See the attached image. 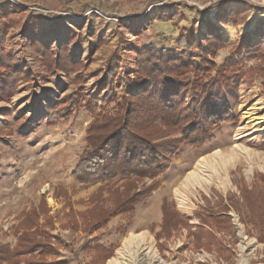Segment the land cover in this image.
<instances>
[{
	"label": "rangeland",
	"instance_id": "1",
	"mask_svg": "<svg viewBox=\"0 0 264 264\" xmlns=\"http://www.w3.org/2000/svg\"><path fill=\"white\" fill-rule=\"evenodd\" d=\"M80 2L73 5L70 0H53L54 8L46 9L45 0H0V6L23 12V21L38 16L43 20L41 25L58 17L57 25H46L57 32L53 42L38 35L34 37L55 52L68 45L71 60L80 63L81 71H58L45 77L43 54L35 51L34 37L30 34L39 25L29 31L12 29L11 35L0 41V47H6L18 57L21 69L33 75L30 80L19 81L11 96L0 100V245L14 247L23 213L42 204L46 211L40 216L41 222L46 215L53 217V227H47L53 228L52 241L58 249L54 258L65 264H108L131 234L146 237L148 250L155 257L154 264H264V240L260 236L263 229L261 226L260 230L256 229L247 218L249 209L243 205L242 196L245 187H252L257 175H264V0H247V3L243 0H121L112 2L118 11L110 12L102 10L93 0ZM171 3L181 4L185 9L182 14L179 7L173 9L179 12L177 20L185 18V24H189L192 17L197 18V23L183 28L197 27L198 40L207 33L198 12H208L216 22L214 10L221 5L227 11H242L238 17L240 24H218L225 43L215 58L218 66L225 62L244 34L249 37L242 53L235 56L239 62L234 70L240 78L235 87L237 97L223 108V111L230 108L229 116L213 130L211 139L201 145L189 142L183 145L165 172L155 178L134 176L108 182L101 179L80 182L73 172L89 149L90 125L104 109L118 110L115 105L105 107L100 100L102 64L114 53L119 65L114 82L118 101L126 93H132L133 87L123 83L122 69L127 59L138 53L133 40L141 34L140 27L145 29L146 23ZM97 18L100 26L106 23L103 33H113L109 35L111 40L96 39ZM71 29L77 32L74 42H70ZM121 31L127 34H121L117 46L109 48L108 42ZM160 36L152 42L155 47H149L174 48L177 38L166 33ZM131 68L126 75L134 77L137 63H132ZM78 89L92 100L82 103L71 127L59 130L56 121L72 111L64 98ZM192 173L200 175L199 182L189 181ZM137 193L141 199L132 213L116 212L100 230L81 231L84 220H88L81 214L99 207L113 209L127 196ZM164 201L189 220L187 226L180 225L170 237L164 235L158 240ZM217 212H227L233 228L219 232L204 225V230L213 237L197 242L194 232L200 226V216ZM198 243L212 249L199 248ZM96 244L116 249L111 258L102 260L96 253Z\"/></svg>",
	"mask_w": 264,
	"mask_h": 264
},
{
	"label": "trees",
	"instance_id": "2",
	"mask_svg": "<svg viewBox=\"0 0 264 264\" xmlns=\"http://www.w3.org/2000/svg\"><path fill=\"white\" fill-rule=\"evenodd\" d=\"M178 13L177 10H160L152 21H174ZM207 13L198 12L207 28L201 40L196 39L197 27L181 28L174 48L143 47L138 51L134 77L126 74L123 77V83L132 86L134 91L126 93L120 101L114 87L119 75L117 58L113 53L104 61L101 69L104 72L101 81L103 92L99 97L105 107L115 105L118 110L112 112L104 109L103 114L100 117L97 115V120L90 125L89 149L73 172L75 179L85 183L98 179L108 182L117 177L122 180L134 176L138 179L155 178L165 172L183 145L188 142L201 145L212 138L213 130L231 112L230 108L228 111H223V108L230 99L237 97L235 87L240 77L234 70V65L239 62L235 56L242 53L249 37L244 34L239 44L230 50L225 62L218 66L216 55L225 48L219 25L240 24L238 17L242 11H227L221 5L214 10L216 22ZM24 16L23 12L16 13L6 5L0 6V41L8 38L12 29L29 31L43 21L38 16L27 17L23 21ZM69 35L70 42H74L77 32L71 29ZM33 46L37 53L43 54L45 77L58 71L81 72L78 67L80 63L71 60L68 45H62L55 52L48 44L34 37ZM32 76L31 72L25 73L21 69L13 51L0 47V100L11 96L12 89L19 81L30 80ZM80 91L78 89L64 98L72 111L56 121L57 129L71 127L75 112L84 101L92 100ZM138 196L139 193L127 196L113 209L99 207L81 214L88 219L84 220L81 231L100 230L116 212L132 213L141 199ZM242 196L243 205L249 209L247 218L255 224L256 229L260 230L261 226L263 231L260 230V236L263 235L261 240H264V175H257L252 187H245ZM42 206L23 213L18 226L17 244L14 247L0 245V264H65L59 258H54L58 249L52 241L53 228L47 227H53V217L46 215L42 223L40 216L46 211ZM188 220L168 201H164L158 240L164 235L170 237L180 225L187 226ZM204 225L219 232L233 228L227 212L201 215L200 226L194 232L197 242H202L208 236L213 237L204 230ZM198 244L199 248H208ZM95 249L102 260H108L116 248L96 244Z\"/></svg>",
	"mask_w": 264,
	"mask_h": 264
},
{
	"label": "crops",
	"instance_id": "3",
	"mask_svg": "<svg viewBox=\"0 0 264 264\" xmlns=\"http://www.w3.org/2000/svg\"><path fill=\"white\" fill-rule=\"evenodd\" d=\"M31 1H33V0H31ZM93 1L97 2L98 6H100L102 10L110 12L112 10L118 11L115 3H112V2H116V1L120 2L121 0H93ZM52 2H53V0H45V3L43 6L46 7V9L47 8H49V9L54 8ZM70 2H73V3H71L73 5L79 4L78 0H74V1L70 0ZM81 2H83V3H81ZM81 2H80L81 4L86 3V2H84V0H81ZM243 2L247 3V0H243ZM181 6H182L181 4L171 3V4H166L163 9L165 11L171 12L173 9H178V7H179L180 14H182V12H184L185 9H183ZM184 19L185 18H182L181 21L176 19L175 21H155V22L150 21L149 23H146L147 25H146L145 29L140 27L139 33H141V34L138 35L137 37H135L133 40V42L135 44V51L138 52L142 47H149V46L155 47V45H153L152 42L156 38L162 37V36H160L161 34L166 33V34H169L170 36L175 37V39H176L178 37V35L180 34V30H179L177 25H179L180 28H183V27H189V26L193 25L194 23L198 22L197 18L192 17L193 21H191L189 23L190 24L189 25V24H185L186 22L184 21ZM57 20H58V17H56L55 19L50 18V20H46L45 23L39 25L36 28L35 33H30L31 36L34 37L35 35H38L43 40L48 38L49 41L53 42V40H55V36H57V32L52 27H54V25H57V23H59V21H57ZM98 22H100L99 18H97V21L94 25L95 29H97V30L99 29V35H97L96 39L98 37L99 38L104 37L103 38L104 40L105 39L111 40V39H109V35H112L113 33H109V34H107V32L103 33V28L105 27L106 23H105V25L100 26ZM47 23H51L52 27L47 28L48 27V26H46ZM96 24H98V25L96 26ZM125 26L128 27V26H130V24L125 25ZM93 33H95V31ZM121 34L126 35L127 33L126 32L124 33L123 31H121V33L118 32L116 34L115 39H112V41L108 42L109 48H113V47L117 46V44L119 43V41L122 38L121 37L119 39V36H121ZM46 35H47V37H45ZM110 54L111 53H109L107 56H109ZM131 57L132 58L127 59L125 65L122 69L123 70L122 75L127 74L129 71H132L131 65H132V63H134V64L136 63L137 55H131ZM50 86H53V85L50 84Z\"/></svg>",
	"mask_w": 264,
	"mask_h": 264
},
{
	"label": "bare ground",
	"instance_id": "4",
	"mask_svg": "<svg viewBox=\"0 0 264 264\" xmlns=\"http://www.w3.org/2000/svg\"><path fill=\"white\" fill-rule=\"evenodd\" d=\"M241 150V149H240ZM242 151V150H241ZM236 153V152H235ZM221 155V154H220ZM226 156V153L224 154ZM248 155V154H247ZM250 155V154H249ZM223 156V154H222ZM221 156V157H222ZM236 157V156H235ZM239 157V156H238ZM228 158V157H227ZM225 159V158H224ZM235 159V158H234ZM233 159V161H234ZM221 160V159H220ZM217 161V160H216ZM225 161V160H224ZM223 161V162H224ZM222 162V163H223ZM212 163V162H211ZM209 164L212 166V164ZM230 163V162H229ZM228 163V164H229ZM208 165V163H207ZM208 165V166H209ZM224 165V164H222ZM226 166V165H224ZM204 167V166H203ZM221 168V166H220ZM199 170V169H198ZM202 170V168H201ZM215 169L214 171H216ZM222 170V169H221ZM198 172V171H197ZM204 173V172H203ZM214 173V172H213ZM226 173V171H225ZM218 175H220L218 173ZM200 175L197 173H192L191 176H189V181L191 182H199ZM202 177V176H201ZM208 177V176H207ZM218 179V178H217ZM217 181V180H216ZM220 181V179H219ZM202 182V181H201ZM188 183V182H187ZM153 255V254H152ZM148 250L147 247V239L145 236H142L140 234H131L129 235L123 242L122 246L120 249L117 251V256L116 258L111 259L108 264H154L155 262V257L152 256ZM151 260L150 262H147ZM159 262V261H158Z\"/></svg>",
	"mask_w": 264,
	"mask_h": 264
}]
</instances>
